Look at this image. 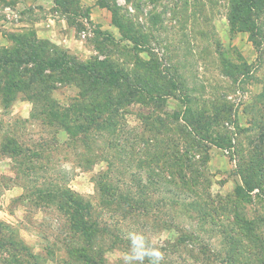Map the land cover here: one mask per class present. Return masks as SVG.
<instances>
[{
  "label": "rangeland",
  "instance_id": "1",
  "mask_svg": "<svg viewBox=\"0 0 264 264\" xmlns=\"http://www.w3.org/2000/svg\"><path fill=\"white\" fill-rule=\"evenodd\" d=\"M234 6L235 0H0V50L13 49L17 39L32 37L49 41L82 62L104 61L135 85L144 83L152 65L163 77H176L178 96L154 100L148 86L149 91L141 89L143 96L119 111L118 133L123 136L119 143L125 144L126 137L128 143L138 138L137 152L144 147L142 134L147 139L158 135L181 140L179 129L186 128L183 117L189 97H197L195 108L211 117L212 103L224 105L223 130L230 141L217 146L201 140L202 147L193 150L198 152L191 165L202 173L199 191L204 203L208 194L220 199L235 194L238 186L249 188L239 172L243 151L264 147L260 140L264 137V0L255 18L258 46L243 24L233 25ZM114 9L139 46L123 36ZM116 88L112 84L110 93ZM79 91L74 83L58 82L53 95L66 108ZM0 104V264L67 263L63 239L72 230L66 213L69 202L61 201L65 194L88 207L91 223L112 231L118 226L134 243H143L142 250L124 244L129 255L119 244L108 250L111 237L103 236L107 264H149L143 258L149 244L162 248L176 242L187 246V241L193 251L180 249L172 255L173 264H220L214 256L226 241L203 221L192 198L179 194L175 185L179 175L170 183L171 174L155 165L161 176L153 174L157 184H149V169L139 171L140 155L127 147V155L119 146L112 149L108 132H95L85 147L75 128L81 123L72 124V137L62 125L36 119L33 103L20 94L6 104L0 96ZM7 146L13 151H5ZM18 146L21 154L14 152ZM116 185L129 195L134 209L117 205L109 196ZM144 185L152 201L133 200ZM251 200L243 203L244 211L264 216V195L257 189ZM259 230L264 237V225ZM150 251L152 255L154 249Z\"/></svg>",
  "mask_w": 264,
  "mask_h": 264
},
{
  "label": "trees",
  "instance_id": "2",
  "mask_svg": "<svg viewBox=\"0 0 264 264\" xmlns=\"http://www.w3.org/2000/svg\"><path fill=\"white\" fill-rule=\"evenodd\" d=\"M259 3L260 0H235L234 11L231 14V21L234 20L233 25L235 22H240L252 32L256 46L258 43L256 42L255 18L259 15ZM113 12L123 36L132 41L135 47L139 46L140 42L129 26L118 19L117 10L114 9ZM17 41V46L13 49L0 50V96L5 104L11 98L16 99L20 94L22 98L33 103L32 115L36 116V119L46 121L49 125L56 123L62 125L72 137L75 133L72 124L81 123L75 128L82 133L80 141L85 147H88V142L92 141V135L95 132H108L112 149L116 150V146H119L126 155V147L131 152H137L134 143L138 141V138H135L134 142L131 137L133 142L128 143V137H126L123 139L125 144L119 143V140L123 138L118 133L119 128L122 127L121 121L118 120L119 111L125 105L137 100L140 95L143 96L141 89L149 91L148 86H151L154 92L156 97L154 100L163 96H178L175 95V90L179 88L177 78L163 77L157 66L150 67L144 83L135 85L129 76L110 69V65H105L104 61L82 62L46 40L22 37ZM143 65L145 67V64ZM58 82L74 83L80 89L78 97L69 107L65 108L55 100L53 90L57 88ZM112 84L117 87L114 93H110ZM189 98L186 101L187 107L183 117L186 128L179 129L181 140H178L179 138L164 139L158 135L147 139L142 134L140 143L143 142L144 147L137 152L140 155L139 171L149 169L147 171L149 172L148 182L152 185L157 184L153 177L158 175L160 179L161 176L155 165H158L161 171L171 174L170 183H175L174 175H179V182L175 184L179 194L183 198H192L193 203L191 204L202 210L203 221L216 228L218 234L226 241V244L218 251L219 253L214 256L217 262L220 264H264V237L259 230L260 226L264 225V216H249L243 208L245 201L252 202L253 191L258 189L259 193L264 195V147L259 150L254 147L251 151H243L239 172L242 181L247 183L249 188L238 186L235 194L220 199H213L208 194L207 202H201L199 189L203 185V181H200L202 173L191 165L192 159L198 152V150H193L202 147L201 140H210L209 142L221 146L222 142L230 141L231 137L227 135L225 129L223 130L222 120L225 119L226 111L224 105L218 107L212 103L214 116L211 117L195 108L197 97ZM260 140L264 141V137ZM171 142L172 148L170 147ZM182 145L184 148L181 150ZM4 148L5 151H13L8 146ZM19 148L14 152L21 154L23 150ZM144 187L145 189L139 192V195L132 196L133 200L134 197H138L145 201H152L150 199L152 193L148 191L149 187L147 185ZM111 191L109 196L113 197L114 201H118L117 205L123 203L129 208H135L129 195L123 194L119 185ZM65 200L74 203V207ZM61 201L67 204L66 213L69 215L72 230L71 233H65L63 239L69 258L66 264H107L102 252V242L107 235L111 237V246L108 250L116 249L119 244L122 250L130 255L128 246L131 243L135 249L142 250L143 243H134L130 236L118 230V226H115L112 231L108 226L101 227L97 222L91 223L87 219L88 216L91 217V211L88 212V207L83 205L80 199L65 194ZM191 243L187 241V246H185L183 242H176L166 244L162 248L152 247L149 244L148 251L143 257L144 262L152 264L153 257L150 248H153L163 254L160 264H173L172 255L178 254L180 249L185 252L193 251L189 248ZM22 247L27 249L25 245ZM181 256L180 253L179 257ZM191 257L197 260V256Z\"/></svg>",
  "mask_w": 264,
  "mask_h": 264
},
{
  "label": "clouds",
  "instance_id": "3",
  "mask_svg": "<svg viewBox=\"0 0 264 264\" xmlns=\"http://www.w3.org/2000/svg\"><path fill=\"white\" fill-rule=\"evenodd\" d=\"M152 257V264H160V262L163 260V254L159 250H154Z\"/></svg>",
  "mask_w": 264,
  "mask_h": 264
},
{
  "label": "crops",
  "instance_id": "4",
  "mask_svg": "<svg viewBox=\"0 0 264 264\" xmlns=\"http://www.w3.org/2000/svg\"><path fill=\"white\" fill-rule=\"evenodd\" d=\"M0 110H1V104H0Z\"/></svg>",
  "mask_w": 264,
  "mask_h": 264
}]
</instances>
